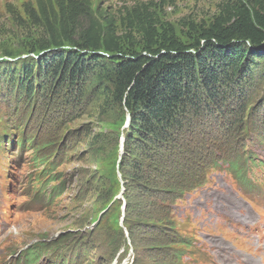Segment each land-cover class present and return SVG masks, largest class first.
<instances>
[{
	"label": "rangeland",
	"instance_id": "obj_1",
	"mask_svg": "<svg viewBox=\"0 0 264 264\" xmlns=\"http://www.w3.org/2000/svg\"><path fill=\"white\" fill-rule=\"evenodd\" d=\"M149 1L154 2L159 19L173 25L180 39L190 41L189 24L210 22L219 13L222 0H93V8L107 9L120 18L125 7ZM27 2L35 0H0V54L12 50L14 60L25 62L38 57L26 48L31 32L17 28L7 6H12L26 25L23 7ZM251 90L255 101L247 105L244 114L238 103L218 106L225 113L218 116L216 128L205 114L191 126L185 125L176 139L158 152L154 146L136 151L144 162L141 171L146 177L141 184L125 183L119 170L127 153L123 139L129 113L99 92L73 101L69 93L53 87L45 90V96L39 93L29 109L24 101L16 109L12 100L6 103L2 99L0 144L4 145L9 131L15 139L24 124L25 132L41 142H55L46 153L57 146L61 149L62 163L53 175L62 195L33 202L28 195L38 178V167L31 162L32 150L20 154L19 148L9 146L0 151V264H22L23 250L38 244L59 249L53 255L47 252V260L39 264H51L58 252L73 259L76 251L83 252L75 260L79 264H264V168L251 166L255 175L250 180L258 178L255 186L259 193L239 187L225 163H213L216 157L232 158L249 151L264 162V111L258 103L264 95V81ZM248 122L253 128L244 134L245 127L250 129ZM17 124L20 130L14 131ZM193 149L201 160L194 161ZM151 159L155 163L147 164ZM160 160L171 167L180 166L178 172L168 171L172 175L168 179H198L196 189L182 201L165 200L172 215L156 201L168 198L163 191L150 189L146 193L148 187L143 191L138 188H166L168 179L156 178L161 173ZM188 185L184 184L183 192L189 190ZM141 221L156 226L148 228ZM66 237L69 240L63 246H68L61 249L60 242ZM74 244L77 249L73 252Z\"/></svg>",
	"mask_w": 264,
	"mask_h": 264
},
{
	"label": "trees",
	"instance_id": "obj_2",
	"mask_svg": "<svg viewBox=\"0 0 264 264\" xmlns=\"http://www.w3.org/2000/svg\"><path fill=\"white\" fill-rule=\"evenodd\" d=\"M23 8L26 25L21 24L12 6H7L17 28L31 32V42L26 48L38 57L31 56L28 62L14 60L12 50H1L0 101L12 100L16 109L24 101L29 109L39 93L45 96L46 89L55 87L69 93L73 101L99 92L125 108L129 124L123 150L127 153L119 164L125 183L141 184L142 177H146L141 171L142 154L137 157L138 152L151 146L158 152L174 141L185 125L191 126L197 117L205 114L209 124L216 128L220 123L218 116L225 113L218 106L227 108L238 103L239 111L244 114L247 105L255 101L251 89L264 81V0H222L219 13L210 22L189 24L190 41L180 39L173 25L159 19L153 1L125 7L120 18L107 9H94L93 0H35ZM258 103L264 111V95ZM212 107L218 110L215 112ZM254 123L262 126L259 121ZM246 126L250 129L245 127L244 134L253 128V123ZM19 127L17 124L14 131L20 130ZM17 133L15 139L11 131L4 135L0 151L9 146L19 148L20 154L32 150L31 162L38 167V178L28 196L33 202H41L62 195L61 185L55 184L57 176L53 175L62 163L61 149L57 146L47 154L55 142H41L25 132V124ZM256 135L259 138V133ZM261 143L264 145V141ZM192 153L195 162L202 159L196 150ZM128 159L130 162L125 163ZM160 162L161 173L156 178L161 181L172 177L169 170L180 171L179 165L171 167L166 160ZM221 162L227 165L239 187L259 192L255 186L258 178L250 180L255 175L251 166L264 168V162L254 152L232 158L216 157L213 163ZM154 163V159L147 162ZM164 183L167 185L164 190L146 185L138 188L143 191V187H148L146 193L150 189L163 191L168 198L156 201L170 210V204L164 205L165 200L182 201L196 189L198 179L179 176ZM185 183L189 184V190L183 192ZM141 223H146L148 228L156 226L148 221ZM68 240V237L62 239L59 247L65 249L68 245H63ZM76 246L73 245V252ZM35 247L23 250L22 264H39L47 252L53 255L59 251L55 250L56 245ZM76 252L78 255H72L73 259L59 256L58 252L51 264H79L75 260L83 252Z\"/></svg>",
	"mask_w": 264,
	"mask_h": 264
},
{
	"label": "water",
	"instance_id": "obj_3",
	"mask_svg": "<svg viewBox=\"0 0 264 264\" xmlns=\"http://www.w3.org/2000/svg\"><path fill=\"white\" fill-rule=\"evenodd\" d=\"M128 123H129V120H128Z\"/></svg>",
	"mask_w": 264,
	"mask_h": 264
}]
</instances>
